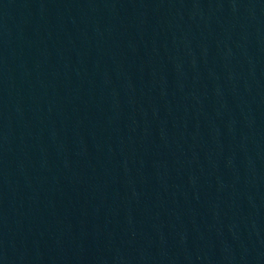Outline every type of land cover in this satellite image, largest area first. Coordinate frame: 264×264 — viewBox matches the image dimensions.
<instances>
[{"label": "water", "instance_id": "obj_1", "mask_svg": "<svg viewBox=\"0 0 264 264\" xmlns=\"http://www.w3.org/2000/svg\"><path fill=\"white\" fill-rule=\"evenodd\" d=\"M0 264H264V0H0Z\"/></svg>", "mask_w": 264, "mask_h": 264}]
</instances>
